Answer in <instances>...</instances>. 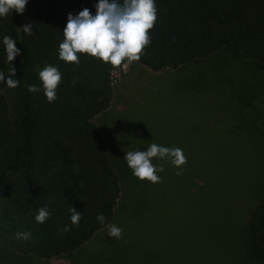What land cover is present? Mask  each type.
Here are the masks:
<instances>
[{
    "label": "trees",
    "instance_id": "1",
    "mask_svg": "<svg viewBox=\"0 0 264 264\" xmlns=\"http://www.w3.org/2000/svg\"><path fill=\"white\" fill-rule=\"evenodd\" d=\"M97 3L98 0H28L23 14L13 10L0 17V71L5 74V81L0 82V239L6 237L10 222H15L13 226L21 232L31 233L27 241L16 237L10 241L25 259L17 263L10 259L7 264H25L29 257L63 258L69 264H122L115 260L118 244L100 248L111 238L100 231L106 230L108 224L118 226L127 218L121 210L124 204L119 206L122 199L126 206L127 196L123 194V177L114 166L106 138L94 122V117L110 104L113 66L83 53L77 54L78 65L59 59L68 14L78 15L88 8L95 15ZM155 4L157 21L149 33L151 43L141 59L134 62L158 71L181 69L221 57L219 66L236 67L242 79L251 77L250 84H262L264 0H155ZM28 24L32 25L31 35L22 29ZM5 36L15 40L21 50L12 62L16 69L12 78L19 80L14 109L4 93L10 67L3 44ZM47 65L58 67L62 73L57 98L52 103L48 102L39 79L40 70ZM198 72L201 94L210 86L208 68ZM29 85L40 91L29 92ZM263 104L264 98L253 105L252 111H242V119L253 126ZM251 129L240 135L253 141L249 156L255 169L249 172L261 174L259 179H250L251 188L242 185L248 180L227 187L216 167L207 170L204 165H197L189 174L191 178L203 177V184L195 187L191 178L188 184L182 183L183 192L195 195L201 209L205 205L206 213L221 214L222 191L226 202L221 219L230 224L234 234L233 246L224 241L223 253L228 257L225 251L232 252L229 264H264V143L262 136ZM216 181L220 184L216 185ZM129 182L128 195L134 191ZM234 191H240L238 198L232 196ZM241 198L248 208L235 217L234 209H245ZM45 206L51 215L44 223H37L38 209ZM72 207L83 216L78 226L72 225L70 219ZM99 214L106 217L104 225L96 219ZM212 223L215 222L210 214L202 224L198 217L194 220L195 226ZM65 226L70 231H63ZM100 235L99 244H94ZM129 246V259H138L134 264H154L161 250L155 244L140 249L134 244ZM91 247L100 249L93 251ZM82 254L90 259H77Z\"/></svg>",
    "mask_w": 264,
    "mask_h": 264
},
{
    "label": "rangeland",
    "instance_id": "2",
    "mask_svg": "<svg viewBox=\"0 0 264 264\" xmlns=\"http://www.w3.org/2000/svg\"><path fill=\"white\" fill-rule=\"evenodd\" d=\"M220 61L221 57L214 61L191 63L182 67V70L166 68L154 71L138 62H123L119 68L110 69L111 101L102 113L94 117V122L106 138L114 166L123 177V194L127 196L126 206L125 200L119 202V206L124 204L121 207L123 215H127V218H123L124 223L118 225L124 229L122 238L117 240L111 237L100 244V248L118 244L115 260L119 263H137L138 259H129L128 245L132 244L137 249L153 244L160 248L154 264L232 263L231 250L225 251L228 257L223 253L224 241H230L233 246L234 234L230 224H225V219H221L226 202L222 191L219 194L223 203L220 206L223 208L220 209L221 214H218L206 213L205 205L204 210L201 209L202 204L197 202L195 195L182 190V183L188 184L191 178L189 174L197 165L207 166V170L216 167L227 187L248 180L242 185L251 188L250 179L261 178L260 173L253 175L249 172L255 169L251 164L252 157L249 156L250 148L253 147L250 144L252 138L244 139L240 135L253 128L251 130L260 134L261 142L264 143V104L260 109L259 120H255L253 126L242 119V111L251 110L255 103L264 98V81L258 87L250 84L253 78L242 79L239 69L227 64L220 67ZM207 68V85L210 86L199 94L203 88L198 71ZM4 93L10 108L14 109L18 102L17 89L7 85ZM234 129V132L239 131L238 134L230 131ZM152 143L183 150L187 163L182 166V175L176 174L178 169L169 161L158 158H153L152 162L164 168L162 173H158L162 177L160 182L153 184L147 180L141 181L133 175L124 159L126 152L144 151ZM206 159H210V162L205 163ZM225 171L227 176H224ZM127 182L134 190L130 195L127 193ZM190 183L199 186L204 183L203 177L191 178ZM219 188L220 185L217 190ZM239 192L234 191L232 196L238 198ZM240 200L245 209L233 207L235 217L246 213L248 208L245 199ZM209 214L215 223L210 226L194 225L195 217L202 224ZM14 224L9 223L6 237L0 239V264H7L10 259L15 262L25 259L23 253L10 244L16 233L21 232ZM106 232L107 229L100 231L101 234ZM100 238L101 235L95 239L94 244H99ZM83 254L77 259H90V256L84 257ZM26 259L25 264H69L63 258Z\"/></svg>",
    "mask_w": 264,
    "mask_h": 264
},
{
    "label": "clouds",
    "instance_id": "3",
    "mask_svg": "<svg viewBox=\"0 0 264 264\" xmlns=\"http://www.w3.org/2000/svg\"><path fill=\"white\" fill-rule=\"evenodd\" d=\"M28 0H0V17L6 16L10 11L23 14ZM96 14L93 15L88 8H84L78 15L68 14V22L64 28V39L59 44V59L79 64L78 53L88 54L99 60L110 63L114 68H119L124 61L131 64L139 61L145 48L150 45V30L157 21V8L155 0H98L95 5ZM23 31L31 35L32 25L22 27ZM7 62L10 65L6 83L10 88L19 85L16 69L13 61L21 50L16 46V41L9 36L3 39ZM44 94L49 103L57 98L58 85L62 81V73L58 67L47 65L39 72ZM5 81V74L0 71V82ZM28 91L36 93L40 89L35 85H29ZM153 158L167 160L174 165L182 175V166L187 163V157L179 147L169 148L150 144L144 151H128L125 160L133 175L141 181H149L153 184L162 180L158 173H162V165L153 164ZM51 213L48 207H41L35 216L37 223H44ZM83 218L82 213L76 208H71L72 225L78 226ZM97 221L104 225L106 217L103 214L97 216ZM63 231H70L65 226ZM124 229L116 224H108L107 232L112 238L120 240ZM31 238L30 232H17L16 239L27 241Z\"/></svg>",
    "mask_w": 264,
    "mask_h": 264
}]
</instances>
